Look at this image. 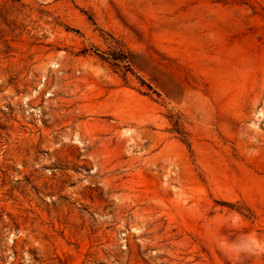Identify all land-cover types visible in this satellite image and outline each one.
I'll return each instance as SVG.
<instances>
[{
  "label": "rangeland",
  "instance_id": "374dc122",
  "mask_svg": "<svg viewBox=\"0 0 264 264\" xmlns=\"http://www.w3.org/2000/svg\"><path fill=\"white\" fill-rule=\"evenodd\" d=\"M0 264H264V0H0Z\"/></svg>",
  "mask_w": 264,
  "mask_h": 264
}]
</instances>
